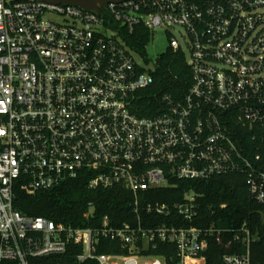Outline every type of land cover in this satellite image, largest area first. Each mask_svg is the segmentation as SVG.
<instances>
[{
    "label": "built area",
    "instance_id": "2783aa9c",
    "mask_svg": "<svg viewBox=\"0 0 264 264\" xmlns=\"http://www.w3.org/2000/svg\"><path fill=\"white\" fill-rule=\"evenodd\" d=\"M138 24L149 41L163 28L191 70L185 95L163 96L162 111L150 117L134 112V100L154 68L137 61L142 52L121 36ZM262 124L264 0H122L99 11L0 0V264H38L70 242L81 244L79 260L99 264H167L145 252L160 242L175 245L177 264H206L207 236L226 228L145 229L139 221L113 226L107 217L95 228L73 227L14 209L13 187L21 180L32 194L89 170V188L129 190L133 211L191 222L198 212L192 191L181 201L142 206L139 193L240 171L251 197L264 204L262 156L238 143V126ZM240 232L234 238L246 251L224 254L220 264H250L252 236L245 225ZM99 237L119 241L127 253L95 254Z\"/></svg>",
    "mask_w": 264,
    "mask_h": 264
},
{
    "label": "trees",
    "instance_id": "16d2710c",
    "mask_svg": "<svg viewBox=\"0 0 264 264\" xmlns=\"http://www.w3.org/2000/svg\"><path fill=\"white\" fill-rule=\"evenodd\" d=\"M125 43L143 53L149 41V31L138 24L131 33H121ZM152 83L138 92L134 100V112L138 116L150 117L159 114L163 107V96L179 100L187 92L191 82V70L182 52L169 47L162 53L152 72ZM238 143L241 149L248 148L251 154L259 152L264 161V124L257 129L238 126ZM93 171L83 170L76 178L67 179L58 185L29 194L21 188L19 180L13 187V208L24 215L45 217L57 223L73 227H98L104 217L110 224L120 226L124 222L143 228H152L166 223L174 226L194 225L206 229L211 224L226 228L225 232L207 236L204 253L206 264H220L224 254L244 253L247 249L240 237V228L245 225L252 239L248 244L250 264H264V204L251 197L246 183L247 175L240 171L217 175L206 180L178 179L174 185L149 189L139 193V203H173L181 201L187 191L196 196L197 215L191 222L174 213L165 217L147 213L142 208L133 211V194L121 186L89 188ZM88 213L85 216V213ZM95 254L127 253L119 241L107 238L97 240L92 246ZM81 244L70 242L61 254L37 259L38 264H99L94 258L79 260ZM145 252L162 255L167 264H177L176 247L173 243L160 242L155 249Z\"/></svg>",
    "mask_w": 264,
    "mask_h": 264
},
{
    "label": "rangeland",
    "instance_id": "374dc122",
    "mask_svg": "<svg viewBox=\"0 0 264 264\" xmlns=\"http://www.w3.org/2000/svg\"><path fill=\"white\" fill-rule=\"evenodd\" d=\"M53 19H57L56 16L47 15ZM179 29V28H175ZM168 47V37L165 34L163 28L157 29L153 37L146 45L142 54H137L136 60L139 61L144 67L154 68V62L158 56L165 52Z\"/></svg>",
    "mask_w": 264,
    "mask_h": 264
},
{
    "label": "water",
    "instance_id": "95a60500",
    "mask_svg": "<svg viewBox=\"0 0 264 264\" xmlns=\"http://www.w3.org/2000/svg\"><path fill=\"white\" fill-rule=\"evenodd\" d=\"M53 3H67L79 6L86 10H95L99 11V9L105 6L108 2H120L122 0H48Z\"/></svg>",
    "mask_w": 264,
    "mask_h": 264
}]
</instances>
